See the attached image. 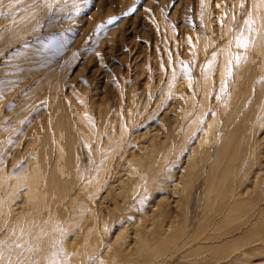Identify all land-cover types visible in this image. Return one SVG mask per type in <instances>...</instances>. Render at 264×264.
<instances>
[{
	"label": "rangeland",
	"instance_id": "374dc122",
	"mask_svg": "<svg viewBox=\"0 0 264 264\" xmlns=\"http://www.w3.org/2000/svg\"><path fill=\"white\" fill-rule=\"evenodd\" d=\"M251 2L0 0V215L5 219V224L0 223V248L4 245L3 251H9L6 256L0 254V264H24L19 260L21 252L16 255V246L27 249L35 258L33 253L39 244L33 241V235L38 229L27 227L24 222L21 224L23 228L20 225L19 229L15 220L20 216L29 220L31 212L21 210L31 174L28 165L36 158L35 150L39 148L43 128L46 125L53 127L56 97L63 99L69 111L75 106H86L84 109L89 113L94 128L101 123L99 105L103 109L106 106L107 110L112 108L113 113L110 110L107 122H104L107 129L101 134L97 127L92 140L81 136L82 133L74 127L79 167L75 178H79V174L81 177L76 179L71 190L78 191L82 181L85 182L102 161L99 158L106 156L108 148L114 149L116 155L105 173V180L98 185L99 191L92 194L93 185L90 184L85 193L90 191L93 195L96 227L101 232L104 223L105 238L114 241L117 237V246L126 244L124 257L130 264H264V252L259 254L264 241H255L260 244L255 249L245 241L255 229L258 230L259 211L264 207V94L261 103L255 105L258 108L253 109L250 116L246 113L255 97V89L264 81V67L260 69L257 66L260 72H256L252 91L242 108L239 102L231 103L233 106L229 104L230 99L241 97L244 91L242 82L239 84V69L254 52L264 51L262 12L253 17ZM40 84L46 87L44 94L40 93ZM130 90L134 92H131L133 96ZM136 98L141 99L137 101ZM128 112L131 113L130 118ZM233 116L234 120L230 122ZM238 117L246 121L247 130L245 142L233 148V161L237 167L236 177L232 180L236 189L233 190L238 194L249 192L252 197L247 204L236 207L234 212L240 215L239 218L233 219L224 231L218 232L220 218L228 212V207L236 203L233 202L238 194L227 197L218 193V204L206 203L205 175L213 157L204 158L203 154L194 150L213 119L215 131L221 135L233 128L239 121ZM74 119L78 121L76 116L71 121ZM120 119L124 128H128L122 136L114 133L108 123L109 120ZM53 129L52 137L56 136ZM150 140L160 142V149H164L161 152L166 151L167 160L163 166L157 167L161 182L154 189H145L147 192L142 194L121 193L120 190L125 187L118 182L120 178L116 179L117 172L122 170L120 174L126 176L130 155L144 150L142 147ZM124 148L130 149L125 153ZM95 149L99 152L98 156L94 155ZM201 158L203 163L199 162ZM196 164H199L198 168ZM256 175L262 178L257 184ZM143 183L148 188L149 180ZM228 183L225 180L221 182L223 187ZM117 187L122 188L118 191ZM81 195L83 197L80 198L84 195L90 197L83 190ZM221 204H224L223 208L215 210ZM66 209L68 218L73 207L66 206ZM38 214L33 215L31 223L43 221ZM102 217L105 219L103 222ZM139 221L142 224L140 227L137 226ZM76 234L72 229L64 232L63 227L58 234L57 245L54 242L50 246L52 248L45 247L39 257L48 254V264H70L72 247L64 248L63 240L67 238L71 241ZM235 239L236 249L231 250V241ZM219 242H223L224 248L214 249L220 245ZM249 249L253 252L252 258L244 253L242 255L243 250ZM97 254L90 253L76 264L104 263L107 260L104 253Z\"/></svg>",
	"mask_w": 264,
	"mask_h": 264
},
{
	"label": "bare ground",
	"instance_id": "6f19581e",
	"mask_svg": "<svg viewBox=\"0 0 264 264\" xmlns=\"http://www.w3.org/2000/svg\"><path fill=\"white\" fill-rule=\"evenodd\" d=\"M251 1H252L251 2L252 3L251 4V14H252V16L253 17H257L258 14L260 12H262L261 21L264 24V12H263V10H264V0H251ZM260 43H263V41L259 42V44ZM257 66L260 69L262 67H264V51L263 50L261 52H260V50H259V52L258 51L254 52V54L250 57V59L244 65H242L241 68L239 69V72H238V75L240 77L239 84L242 82V85H244V91H243V94L241 95V97L236 98V99H234V98L230 99V103L229 104H231V103L232 104L233 103L237 104L239 102V104L241 105V108H242L244 103H246L247 98H248L247 95H249L250 92L252 91V83H253L255 75H257L256 72L257 71L260 72L259 71L260 69L257 68ZM221 70L224 72V70H225L224 64H222ZM39 86H40V93L44 94L45 93V88H46L45 85L44 84H40ZM132 89L133 88H131V90ZM131 90H130V94L133 96L134 92L131 91ZM131 92H133V93H131ZM126 93L128 94V92H126ZM60 94H61V92H60ZM127 94H126V96H127ZM263 94H264V81L262 80V83H260V85L255 89V95H254L255 97H254V99L251 102L252 104H250L251 107H250L249 111H246V113H248V115L251 114L253 109L258 108L255 105L261 103L260 101L263 98ZM56 98L57 99H56V103H55V106H54V116H55V118L52 115L53 119H55L53 121V123H52L54 129H53L52 126H49V125H46L45 128H43V134L41 135V139L39 140V148H37V150H35L36 151V153H35L36 154V158H34V160L31 162V164L28 165V168L30 169L31 174H30L29 181L27 182V184H29V186H28L27 192L25 194L26 200H25V203H23L21 210H28L29 212H31L30 216H29V220H27L28 219L27 217H23V216H20L17 220H15V225L17 226V228L24 222L27 227L37 228L38 229L35 232L33 231L35 233L34 234L35 236L33 235L34 240L33 239L32 240L35 241L36 243H38L39 245L36 244L38 247L36 248L35 253H33V255L36 254V255H34V257H35L34 259L32 257V254L27 249H24V248L21 249V248H19V246H16V247H18L16 249V255H18L17 253L21 252V254H20L21 256H19L20 258L19 257L18 258L24 264H48L47 263L48 262V254H47V256L46 255L45 256L42 255V257H39L40 256V252L43 253V250L45 249V247H47V249H48V247H50L54 242H56L55 245H57V241H58L57 239L60 238V237H58V234L60 233V231L64 227V232L67 229H72V230H75L77 232L76 237L73 238L71 241L68 240L67 238H65L63 240V243H64L63 247L64 246H69V245L72 247L73 254H72V257H70V264H76V263H78L81 260H85L90 253H94V252H98L97 255H100V254L104 253V255H106V259L107 260L104 263L103 262H95V263H92V264H130L129 261L124 257V252L126 250V244L117 246V237H116V239L114 241H111V239L108 238V237L105 238L103 235L107 234V233H106V230L104 229L105 228L104 223L102 224V231L101 232L96 227L97 212H96V209L94 208V205H93L94 203H93V195L92 194L97 193L99 191L100 188H98V185L99 186L102 185L101 183L105 180V173L110 168L111 162L113 161V158L116 155L114 149L108 148V149H112L111 151H108V149L105 148L104 150L107 149L106 150V154H105L106 156L104 157L101 154L104 158H99V159H102V161L100 163H98V164L96 163L97 164L96 166L94 165L96 169L94 170V173H93V170H92L93 174L90 173L91 175L87 177V178H89V180L87 181V178H86L85 182L82 181L83 184H81V187L79 186L80 189L79 190L77 189L78 191L74 192V191L71 190V187L74 184V182L76 181V179L79 180V178L81 177V175L79 174L80 177L79 178H75L77 176V175L75 176V173H76V171L78 170L79 167H78V163L76 162L77 161V157H76V148L74 146V142L76 140V133L77 132L74 135V127H75V129L77 131L79 130L80 133H82L81 136L84 135L86 137V139L92 140L94 138V130L97 127H99L98 132L103 134V132H104V130L106 128L104 126V122H107V119H106L107 118V113L111 110V114H112L113 113L112 112V108L110 110L108 108V110H107V109H105L106 106H104V109H103L102 105L101 106L99 105L100 110L98 109L99 110L98 111L99 114L98 113L97 114L100 115L101 123H100V125L98 124L99 126L96 125L97 127L94 128L93 125H92V120H90L89 117H88L89 113L86 112V109H84L86 107L85 105H84L85 107H82L81 105H80L81 107H78V106H75L74 108L72 107L71 110L69 111V110H67L65 108L66 106L64 105L65 103H64L63 99L61 97H56ZM129 98H127V99H129ZM139 99H141V98H139ZM139 99H137V101ZM237 99H238V101H236ZM188 100L191 103V98L189 99V97H188ZM129 101H131V99ZM140 101H139V104H140ZM157 101L158 100L156 99V102ZM157 103H159V102H157ZM132 104H133V102H132ZM151 104H153V103H151ZM239 104L237 105L238 108L240 107ZM103 105H105V104H103ZM107 105H109V104H107ZM93 106H95V105H93ZM145 107H146V105H145ZM230 108H233V107H230ZM128 110H129V108L127 109V111ZM237 110H240V109H237ZM188 111H189V109H188ZM90 112H92V111H90ZM116 113L117 112H115V114ZM128 113H129L128 114V118H130L129 116H130L131 113L130 112H128ZM232 113H234V112H232ZM73 115H75L77 117L78 121H76L75 119L73 120V122L71 121L72 117H75ZM125 115L127 116V113ZM226 115H227V113H226ZM110 116H112V115H110ZM138 116H140V114ZM116 117H117V115H116ZM112 118H114V117H112ZM120 118H121V116H120ZM227 118L228 117L226 116V119ZM229 118H231V117H229ZM242 118L239 120V117H238L237 120H239V121L233 126V128L231 127L232 128L231 130H229L227 132H224L221 135H218L216 133V131H215V128H216L215 121L213 119L212 120L213 123L211 121L212 125L207 128L205 133L200 138L198 137L199 140H198V145H197L196 149L194 150V148H193L194 152L196 150L199 151L201 154L204 155V158H207L210 155L213 157L212 160H211V164L208 166V170H207V173L205 175V185H206L205 191L207 193L206 203H208V204L212 203V202L213 203L217 202V204H218V193L226 194L227 197L230 194L235 195V196H236V194H238V192L234 193L235 191L233 190V188H234L233 187V185H234L233 184V181H234L233 178L236 177L235 176V171L237 169V167L234 165V161H233V159H235V155L233 154V150H234L233 148H235V146H239L240 142H241V144H242V142L243 143L245 142V132H246L247 129H245L246 125H244V122H246V121L243 120ZM244 118H246V117H244ZM108 119H111V117L110 118L108 117ZM118 120H114V121L109 120L108 123L110 124L109 125L110 129L115 131L114 133H118L119 135L122 136V135L125 134V132L127 131L128 128L125 126V128H127L125 130V128L123 126L124 123L122 124L121 119H120V121H118ZM232 120H234V116L232 117L230 122ZM97 121H98V119H97ZM51 122H52V120H51ZM75 123L77 124V127H76ZM94 123L95 122H93V124ZM229 125H230V123H229ZM227 126H228V124H227ZM212 128H213V130H212ZM52 129L54 130V132H56V136L52 137V134H51ZM249 133H250V131H249ZM118 134H116V135H118ZM104 135H103V137H104ZM109 137H107L108 140L110 139ZM123 138H124V136H123ZM95 139H96V136H95ZM102 140H104V139H102ZM134 140L136 142L135 138H134ZM218 141H219L218 145L217 146L215 145V147H213L212 146L213 143H216ZM123 143L121 142V144H123ZM114 144H116V143H114ZM105 145H107V144H105ZM110 145H111V143H110ZM117 145H118V143H117ZM100 146L103 147L102 145H100ZM119 147H121V146H119ZM142 148H145V149L141 150L139 153H133L132 155H130L131 158H130V160L127 161V164L129 163V170H127L128 172L126 173V176L124 175L125 172L123 173L124 176L121 175L122 174L121 173L122 170L120 172L121 174L119 173V171L118 172L116 171L118 174L115 173L118 176V177H116V179L120 178V180H118V182L120 181V183H121L120 185L123 186V184H124L123 187H125V189H121L122 187H120V188L117 187V190L121 189L120 190L121 193L124 192V191H126V192L129 191L132 195H136V194H139V193L142 194L141 192H147V191H149V189H154L155 185L161 182L160 181L161 176H158L157 167L160 166V165L163 166L164 162L167 160L166 151H164L162 153L161 151H162L163 148L160 149L161 148L160 142L151 141V140L149 141V143L144 144V146ZM129 149L126 148L124 150L125 153H127ZM95 150H96L95 151L96 153L95 154H94V152H92V153L95 156H98L99 152L97 151V149H95ZM230 150L232 152H230ZM120 154H121V152H120ZM239 154H241V153H239ZM89 156H90V154H89ZM117 156H119V154ZM117 156H116V158H117ZM238 158H239V156H238ZM90 160H91V157H90ZM92 161H94V160H92ZM119 161H121V159ZM78 162H79V160H78ZM124 162H125V160H124ZM199 162L203 163V158H201ZM121 163H123V161ZM90 164H89V166H90ZM116 165H118V164H116ZM120 165H122V164H120ZM195 167L198 168L199 164H196ZM112 172H113V170H112ZM165 172H166V170H165ZM80 173L82 174V171H80ZM115 174H114V176H115ZM262 175L264 176V174H262ZM152 176H155V177H152ZM164 177H165V179L169 178V177H166V176H164ZM172 178L174 179V177H172ZM254 178H255V176H254ZM255 179H256L255 182L257 184L258 182L260 183L262 178H261V176L256 175ZM146 180H147V182H148V180L150 182V183H148L149 184L148 188H146L147 186L144 187L145 185H143L144 184L143 182L146 181ZM167 180L170 181L171 179L170 180L167 179ZM224 180L225 181H229L228 185L226 184L227 186H225V187H223L222 184H221V182H223ZM257 180H259V181H257ZM114 181H117V180H114ZM77 183H78V181H77ZM171 183H173V182H171ZM90 184L93 185V187L91 188V190L93 192L91 191L92 194H90V191H88V194H87V193H85V191L87 192V187ZM171 185H173V184H171ZM110 186H112V184ZM114 186H115V184H114ZM88 188H90V187H88ZM95 188L96 189L98 188V190L95 191ZM108 188H107V190L111 189V187H110V189H108ZM234 189H236V188H234ZM82 190L84 191V194H86V195H88L90 197H85V195H84V198H82L83 197L81 195V191ZM247 191H249V190L247 189ZM262 191H261V193H262ZM114 192L116 193V191H114ZM108 193H109L108 195H110L111 192L109 191ZM243 193L244 192H240L241 196H240V194H238L236 196L235 200L233 199L234 200L233 203H235V202L236 203L230 206L232 211L229 210L230 207H228V212H225V214L221 213V214H223V216L219 220V226L217 228L218 232L224 231L225 228L231 223V221L233 219L239 218L240 215L237 212L236 213L234 212L236 207L239 206V204H240V207H242L243 204H247L248 200H251L252 195H249V192H245L244 193V194H247V195H243ZM255 193H257V192H255ZM100 194H102V193H100ZM148 194H149V192H148ZM148 194H146V195H148ZM104 195H105V193H104ZM80 196H82V197L80 198ZM106 196H107V194H106ZM238 196H240V197H238ZM126 197H127V195H126ZM79 199H81V200H79ZM78 201L80 202L79 204H77ZM101 201H102V199H101ZM97 202H99V201H97ZM148 202H149V200H148ZM221 202H223V200H221ZM142 204H143V202H142ZM203 204H204V202H203ZM223 205L224 204H221V205H219V208L215 207L216 209L215 208L214 209L218 210ZM66 206L67 207H73V210L70 211L71 213L69 212L70 214H69L68 218H67L68 210L66 209ZM133 206H134V204L132 205V209H134ZM142 207H144V206H142ZM207 208H208V206H207ZM259 208H261V207L259 206ZM260 212H261V215L259 216L260 220L257 222L258 223L257 225L259 226L258 230L255 229L256 231L254 232V234L252 236H248L245 239V241L247 242V245L248 244H252V246H253L252 249H255L256 246H260V244L255 243V241H258V240L264 241V207H262L260 209L259 214H260ZM0 213H1V211H0ZM36 213H39L38 215L42 216L41 218H42L43 221H39V220H37L36 222L33 221L34 223L32 222L33 223V225H32L31 219H32L33 215H35ZM217 213H218V211H217ZM37 218H39V217L37 216ZM65 218H67L66 219L67 223H65L66 225L64 224ZM247 218H249V217H247ZM33 219H35V218H33ZM103 219L104 218L102 217V222H103ZM146 219H148V218H146ZM256 219H257V217H256ZM104 221H105V219H104ZM243 221H244V218H243ZM245 221H247V220H245ZM141 222H142V220H141ZM260 222H261V225H260ZM0 223H4L5 224V219L1 215H0ZM4 224H3V226H4ZM135 224H136V222H135ZM254 224L256 225V222H254ZM141 225L142 224H140V221H139L137 226L140 227ZM21 227L23 228L22 225H21ZM169 227H172V226H169ZM19 229H20V227H19ZM22 231L24 232V229ZM27 232H29V231H27ZM72 232L69 231V233H72ZM102 232H104V233L102 234ZM23 234H25V233H23ZM68 234H66V235H68ZM24 236H23V238H24ZM63 237H66V236H63ZM40 238H42V239L39 240ZM208 238H211V236H209ZM28 240H29V238H28ZM239 241H240V239H239ZM30 242H32V241H30ZM231 242H232L231 243L232 244L231 245V250L236 249V247H235L236 239L231 241ZM26 243H24V245ZM32 244H33V242H32ZM222 244H223V242H222ZM222 244L220 243V245H218L214 249H216V250L223 249L224 247H222L223 246ZM263 244L264 243L262 242V245ZM262 245L260 246L259 254L264 252V245L263 246ZM2 246H4V245H2ZM2 246L0 248L1 249L0 250V254L4 253V256L8 255L9 251H6V250H5L6 252L3 251V248L5 246L4 247H2ZM63 247L61 248L62 250H63ZM50 248H52V247H50ZM99 249H101V250L98 251ZM228 252H231V251L229 250ZM49 253H50V251H49ZM63 253H65V252L63 251ZM243 253L246 256H250L249 258H252L251 255L253 254V252L250 251V249L249 250H243L242 255H243ZM254 257H255V255H254ZM66 258H68V257H66ZM49 259H50V257H49ZM16 261H17V259H16Z\"/></svg>",
	"mask_w": 264,
	"mask_h": 264
}]
</instances>
